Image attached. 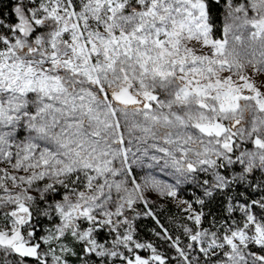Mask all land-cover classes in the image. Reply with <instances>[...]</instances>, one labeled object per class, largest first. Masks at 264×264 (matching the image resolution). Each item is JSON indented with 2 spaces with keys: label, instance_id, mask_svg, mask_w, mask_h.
I'll list each match as a JSON object with an SVG mask.
<instances>
[{
  "label": "snow or ice",
  "instance_id": "obj_1",
  "mask_svg": "<svg viewBox=\"0 0 264 264\" xmlns=\"http://www.w3.org/2000/svg\"><path fill=\"white\" fill-rule=\"evenodd\" d=\"M261 77L264 0H0V264H264Z\"/></svg>",
  "mask_w": 264,
  "mask_h": 264
},
{
  "label": "trees",
  "instance_id": "obj_2",
  "mask_svg": "<svg viewBox=\"0 0 264 264\" xmlns=\"http://www.w3.org/2000/svg\"><path fill=\"white\" fill-rule=\"evenodd\" d=\"M214 7L215 14L217 17H219V12L216 10V6ZM5 12L8 11L7 8L4 9ZM219 23V20H218ZM186 191V190H185ZM184 200L192 201L195 199V195L193 193L191 194L190 192H185L182 196ZM154 212L158 215L160 222L164 224L165 227L172 228L173 223H176V212L174 211L172 206H169L167 204L163 203H153L152 204ZM213 207H215L213 205ZM140 228H141V236H143L145 239H153V237L149 234V230L153 227H155L154 221L150 218H142L140 220ZM157 231L159 229L157 228ZM164 249H161L163 251ZM143 254V253H142Z\"/></svg>",
  "mask_w": 264,
  "mask_h": 264
},
{
  "label": "rangeland",
  "instance_id": "obj_3",
  "mask_svg": "<svg viewBox=\"0 0 264 264\" xmlns=\"http://www.w3.org/2000/svg\"><path fill=\"white\" fill-rule=\"evenodd\" d=\"M261 79H264V77H261ZM141 175H143V173H141ZM157 176H158V178H160V179H165L166 177H164L163 175H160V174H157ZM167 179H169V182H171V178L169 177V178H167ZM182 187V190L179 192V196H178V198L176 199V200H173V199H171V198H167V197H160L159 199L156 197V195L155 194H152L151 195V200L153 201V203H163V204H167V205H169V206H172L173 207V209H174V211L176 212V224H179L180 222H182V218H183V213L181 212V207H179L178 206V201H180V200H184L183 198H182V196H183V194L185 193V192H190L191 194L193 193V195H195V198L198 196V195H200V191L199 190H197V189H194V188H192V187H190V186H188V185H183V186H181ZM186 190V191H185ZM186 206V205H185ZM193 207L194 208H199V205H196V204H194L193 205Z\"/></svg>",
  "mask_w": 264,
  "mask_h": 264
}]
</instances>
